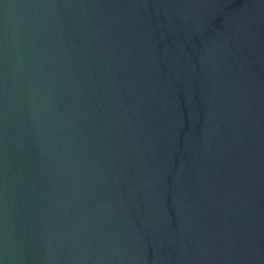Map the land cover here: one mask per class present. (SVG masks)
I'll use <instances>...</instances> for the list:
<instances>
[{
  "label": "water",
  "instance_id": "1",
  "mask_svg": "<svg viewBox=\"0 0 264 264\" xmlns=\"http://www.w3.org/2000/svg\"><path fill=\"white\" fill-rule=\"evenodd\" d=\"M0 264H264V0H0Z\"/></svg>",
  "mask_w": 264,
  "mask_h": 264
}]
</instances>
